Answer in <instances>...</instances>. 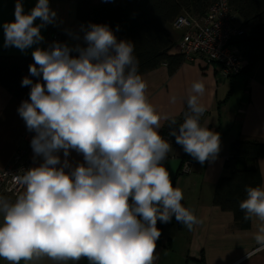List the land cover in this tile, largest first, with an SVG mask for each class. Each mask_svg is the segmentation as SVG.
I'll list each match as a JSON object with an SVG mask.
<instances>
[{
    "label": "clouds",
    "instance_id": "9594fccd",
    "mask_svg": "<svg viewBox=\"0 0 264 264\" xmlns=\"http://www.w3.org/2000/svg\"><path fill=\"white\" fill-rule=\"evenodd\" d=\"M14 16L2 25L4 47L24 52L37 45L30 75L21 81L30 86L28 99L17 112L34 133L30 146L40 162L13 176L21 189L14 200L0 195V258L8 264H77L82 258L154 264L157 221L175 217L192 231L201 220L182 203L184 194L164 166L172 146L160 130L169 118L146 95L134 43L118 40L107 24L89 23L81 25L82 36L65 30L74 45L53 41L44 48L41 29L57 23L49 0H38L28 13L16 0ZM205 91L202 80L193 81L183 122L172 118L167 125L201 165L221 151L220 134L201 124ZM73 151L83 162L73 165ZM245 192L243 219L264 222V187L246 185ZM254 239L256 251H264V223Z\"/></svg>",
    "mask_w": 264,
    "mask_h": 264
},
{
    "label": "crops",
    "instance_id": "0c3cea01",
    "mask_svg": "<svg viewBox=\"0 0 264 264\" xmlns=\"http://www.w3.org/2000/svg\"><path fill=\"white\" fill-rule=\"evenodd\" d=\"M38 0H22L24 12L35 7ZM50 7L57 13L56 25L41 29L44 41L40 47L47 48L53 41L74 45L77 41L66 34V29L81 36V23L76 18L75 3L72 0H49ZM16 0H0V54L32 55L37 47L21 52L15 47H4L5 22L14 21ZM34 23H40L39 19ZM170 37L175 42L172 54H177L176 42L180 32L173 27L169 29ZM57 36V40L53 36ZM80 43H83L81 40ZM248 65L246 70L232 78H223L217 67L205 65L203 61H184L177 70L170 74L167 66L145 73L142 77L147 83L146 95L157 111L170 119L179 117L186 106V98L193 81L202 80L205 95L201 102L207 107L201 124L220 134L221 151L214 162L191 164V170L185 175L178 173L182 157V148L175 141L169 142L172 151L164 161L174 187H179L184 199L182 203L195 210L201 223L192 231L178 225L175 217L163 225L160 243L155 249L157 257L154 264H264V251L258 247L254 236L262 223L258 218L251 220L249 229H239L231 212L222 211L212 204L214 187L221 176L228 174L224 162L229 155V146L235 139L264 143V44H234ZM175 96V103L171 97ZM21 101L14 98L0 86V168L11 160L26 130L17 109ZM169 120H162L164 124ZM162 129V128H161ZM161 131V130H160ZM31 167L40 161L33 160L30 146L28 153ZM62 156V153H61ZM69 160L75 165L83 162L82 155L73 151ZM261 173V187H264V158L255 162ZM0 264H8L0 258ZM20 264H24L21 261ZM44 264H54L45 260ZM69 264L73 262L69 261ZM77 264H89L82 258Z\"/></svg>",
    "mask_w": 264,
    "mask_h": 264
},
{
    "label": "trees",
    "instance_id": "16d2710c",
    "mask_svg": "<svg viewBox=\"0 0 264 264\" xmlns=\"http://www.w3.org/2000/svg\"><path fill=\"white\" fill-rule=\"evenodd\" d=\"M72 1L75 3L76 18L79 23L85 26L89 23L107 24L118 40H129L134 43L135 55L139 60V72L142 76L162 65L167 66L170 74L174 73L184 62V58L178 53H171L175 46L169 33L172 23L182 13L202 16L208 7L216 2V0ZM228 4L239 18L237 23L244 30V35L234 39L232 45L264 44V0H228ZM72 55L77 54L72 53ZM33 63L32 55L0 54V86L18 101L28 99L30 86L22 87L21 81L23 77L30 75L29 65ZM32 79L35 82L37 78L32 77ZM185 108L183 113L175 118L178 123L183 122ZM168 123L169 121L164 124L160 134L168 142H173L175 137L169 135ZM259 158H264V143L235 139L229 146V155L224 162L228 174L221 176L214 187L212 204L222 211L231 212L236 226L241 230L249 229L251 226V220L245 221L244 213L239 208V202L246 198L245 186L261 187L262 182L257 164L248 162V159L255 162ZM186 160L190 163L198 162L182 148L178 173ZM163 225L164 223L157 221V228L161 232ZM178 225L180 226V223ZM159 243L160 238L157 246Z\"/></svg>",
    "mask_w": 264,
    "mask_h": 264
},
{
    "label": "built area",
    "instance_id": "2783aa9c",
    "mask_svg": "<svg viewBox=\"0 0 264 264\" xmlns=\"http://www.w3.org/2000/svg\"><path fill=\"white\" fill-rule=\"evenodd\" d=\"M172 27L180 32L175 49L183 56L184 61L201 60L205 65L217 67L220 76L226 79L241 74L247 66L231 43L243 36L244 30L237 23V17L232 12L228 0H216L202 16L182 13L172 23ZM53 39L57 40V36L54 35ZM33 135L34 133L26 129L11 160L5 167L0 168V195L14 200L21 190L15 184L13 176L22 174L23 170L31 167L28 153ZM191 164L188 160L184 161L179 173H189Z\"/></svg>",
    "mask_w": 264,
    "mask_h": 264
},
{
    "label": "rangeland",
    "instance_id": "374dc122",
    "mask_svg": "<svg viewBox=\"0 0 264 264\" xmlns=\"http://www.w3.org/2000/svg\"><path fill=\"white\" fill-rule=\"evenodd\" d=\"M239 20V18H237ZM181 175H185V174H181Z\"/></svg>",
    "mask_w": 264,
    "mask_h": 264
}]
</instances>
